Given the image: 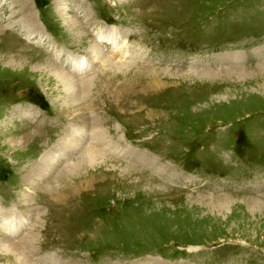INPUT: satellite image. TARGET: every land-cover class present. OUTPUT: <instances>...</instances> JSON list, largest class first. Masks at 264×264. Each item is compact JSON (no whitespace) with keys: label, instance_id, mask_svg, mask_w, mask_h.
Returning <instances> with one entry per match:
<instances>
[{"label":"rangeland","instance_id":"374dc122","mask_svg":"<svg viewBox=\"0 0 264 264\" xmlns=\"http://www.w3.org/2000/svg\"><path fill=\"white\" fill-rule=\"evenodd\" d=\"M1 53L0 264H264V0H0Z\"/></svg>","mask_w":264,"mask_h":264},{"label":"bare ground","instance_id":"6f19581e","mask_svg":"<svg viewBox=\"0 0 264 264\" xmlns=\"http://www.w3.org/2000/svg\"><path fill=\"white\" fill-rule=\"evenodd\" d=\"M139 2V1H138ZM143 2V1H142ZM142 20V19H141ZM142 21H146V19L145 18H143V20ZM66 25H67V27L68 28H70V30H72L73 31V33H74V35L77 37V38H79V37H81V36H79V33H77L76 32V29H77V27L80 25V23H78L75 19H73V21H71V22H69V20L66 22ZM151 26V25H150ZM103 37H105V38H107L108 39V37H106V36H102V38ZM22 47V46H21ZM25 47V46H24ZM8 48V47H7ZM29 49V48H28ZM32 50V49H31ZM33 51H34V49H33ZM10 52V51H9ZM13 52V51H12ZM130 52V50L129 49H126L125 51H124V54H128ZM20 53V52H19ZM0 55H7V54H0ZM31 55H41L40 53H38V52H33V53H31ZM43 56V55H42ZM26 57H27V55H26ZM31 57V59L29 58V57H27L28 59H29V61L31 62V63H35L34 61H32V59H33V57L32 56H30ZM123 58H127V57H123V55L121 56V55H119V59L120 60H122ZM2 60V62H3V60L4 59H1ZM0 60V61H1ZM35 60H36V58H35ZM124 60V63H126L125 61H126V59H123ZM37 61H40V59H37ZM44 63H46V62H44ZM67 63V62H66ZM77 68H78V70H79V68H81V71H86V70H88V69H90L92 66H91V64H89V63H85V62H81L78 66H76ZM38 74H35V76H37ZM92 78L91 77H89L88 75H85V76H81L80 78L79 77H74V78H71V81L74 83V85L76 86V88H75V90H73V92L71 91V92H69V93H66L65 91H63V89L61 88V84L60 83H56V81H51V82H53V84H54V86H55V88L57 89V91L61 94L60 96H59V98L60 99H62V107H68V108H74V109H80V110H84L83 112H81L79 115H77V116H82V115H94L97 111H94L93 110V107H92V104H87V106H86V103H87V101H82L81 103H79V99L80 98H85L84 97V95H86V93H85V91H84V88L82 87L86 82H89L90 80H91ZM157 83H159V80L158 79H153V81H151L150 82V85H152V86H156L155 84H157ZM51 87V86H50ZM54 95V94H53ZM87 96V95H86ZM55 97H57V96H55ZM58 98V99H59ZM58 101V100H57ZM57 103V102H56ZM101 103V102H100ZM99 103V104H100ZM60 105V104H59ZM95 106V105H94ZM84 107H86V110L84 109ZM89 111H88V110ZM100 109V108H99ZM92 110V111H91ZM97 110V109H96ZM101 110V109H100ZM87 111V112H86ZM101 112H103V111H101ZM92 113V114H91ZM106 114V113H105ZM107 115V114H106ZM109 115V114H108ZM161 119V118H160ZM153 120H156V119H153ZM6 121V120H5ZM158 124H159V126L163 129V130H168V129H165V127H173L172 125H171V120H159L158 121ZM68 125V124H67ZM63 127H65V126H63ZM148 128H150V127H148ZM65 129L66 130H68V129H70L71 131L72 130H74L75 129V127L73 126V125H71V123H69V126H66L65 127ZM152 129V128H151ZM158 129V128H157ZM172 129H174V128H170V130H172ZM155 130V129H154ZM160 130V129H159ZM176 130V129H175ZM177 132V131H176ZM0 133H7L6 132V130H5V123H4V121H2L1 122V126H0ZM146 133V132H145ZM172 133H174V132H172ZM147 134V133H146ZM152 134V133H151ZM11 135V134H10ZM13 135V134H12ZM143 135H144V133H143ZM168 135V137H169V134H167ZM138 136V135H137ZM148 136H150V135H148ZM155 136V135H154ZM173 136V135H172ZM172 136L170 137V139L172 138ZM56 138V141L55 140H52V141H47L45 144H44V147L46 146V147H49V146H55V145H60V144H62L63 142H61V141H58L57 139H58V137L57 136H55ZM140 137V136H139ZM54 138V137H53ZM72 139V138H71ZM154 139V138H153ZM173 139H174V137H173ZM49 140H50V138H49ZM170 141V140H169ZM52 142V143H51ZM75 142V141H74ZM82 143V142H81ZM170 143V142H169ZM77 144H79V143H73L72 142V140H70V141H68V147H67V149H68V151L70 152V151H72V152H74L75 150H77V148L79 147V145H77ZM171 145V144H170ZM169 145V146H170ZM42 148V147H41ZM57 149L55 150L56 151V153L57 154H59V152H61V155H65L66 154V152L63 150V148H61V146H57L56 147ZM85 151H84V155L85 154H89V153H91V152H93L94 150L96 151V149H94V147H92V146H90V145H86L85 146ZM71 165V163H69L67 166H66V168L67 167H69ZM105 183V182H104ZM107 183V182H106ZM79 184V183H78ZM83 185V184H82ZM78 186V185H77ZM80 186V185H79ZM89 188V187H88ZM87 189V188H86ZM12 191V190H11ZM83 191V190H82ZM14 193V191H12V195H14L13 194ZM69 195V194H68ZM57 199V198H56ZM62 200V199H61ZM60 200V201H61ZM83 200V199H82ZM88 202V201H87ZM87 205V204H86ZM75 210H77V208L75 209ZM74 210V211H75ZM73 211V212H74ZM78 212V211H77ZM73 221H74V219H73ZM71 223V222H70ZM74 224V223H73ZM74 226V225H73ZM13 234H16V232H13ZM58 235H60V234H58ZM51 238V237H50ZM50 241V240H49ZM21 243H22V241H20L19 243L18 242H15V243H12L11 245L12 246H9L8 247V249L7 250H9L8 252H10V250L11 249H13V248H16V247H18V246H20L21 245ZM23 246V245H22ZM38 252H40V251H38ZM17 254V252H11V253H9L12 257H11V259L13 260L14 259V261H16L17 259L15 258V257H13V255L14 254ZM3 257H5L6 256V254H3L2 255ZM1 257V256H0ZM16 264H20V263H16Z\"/></svg>","mask_w":264,"mask_h":264}]
</instances>
